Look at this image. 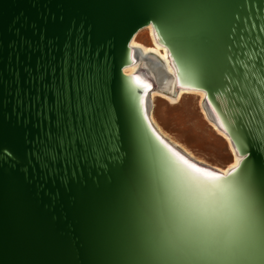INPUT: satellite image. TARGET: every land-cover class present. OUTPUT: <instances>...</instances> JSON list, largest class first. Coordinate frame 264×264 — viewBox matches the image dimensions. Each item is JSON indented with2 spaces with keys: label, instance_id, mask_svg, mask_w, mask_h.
Segmentation results:
<instances>
[{
  "label": "water",
  "instance_id": "water-1",
  "mask_svg": "<svg viewBox=\"0 0 264 264\" xmlns=\"http://www.w3.org/2000/svg\"><path fill=\"white\" fill-rule=\"evenodd\" d=\"M149 26L242 158L227 219L124 72ZM0 264H264V0H0Z\"/></svg>",
  "mask_w": 264,
  "mask_h": 264
},
{
  "label": "bare ground",
  "instance_id": "bare-ground-1",
  "mask_svg": "<svg viewBox=\"0 0 264 264\" xmlns=\"http://www.w3.org/2000/svg\"><path fill=\"white\" fill-rule=\"evenodd\" d=\"M146 31L150 44L139 41L142 31ZM141 30L131 41L132 65L126 67L124 72L131 78L133 85L139 91L140 100L144 115L151 128L165 145L170 153L172 165L181 190L185 194L195 214L202 216H219L212 218H228L232 215L233 202L227 184L220 181V177L211 173L209 169H214L219 173L226 174L237 166L241 157L236 150L225 131L220 127V121L217 115H214L210 106L206 102V93L201 90L181 87L178 78V71L169 57L168 49L159 43L158 38L152 26ZM145 84L148 85L145 87ZM152 90L148 99L145 98L149 87ZM193 94L200 98L201 110L204 120L221 136L228 144L233 155V160L225 168L214 167L207 162L200 160L186 147L173 140L159 126L153 112V103L157 97H163L172 104H180L186 95ZM183 157V160L181 159ZM194 164L203 171L210 172L211 177L201 175L188 167V164ZM198 212V213H196Z\"/></svg>",
  "mask_w": 264,
  "mask_h": 264
},
{
  "label": "rangeland",
  "instance_id": "rangeland-1",
  "mask_svg": "<svg viewBox=\"0 0 264 264\" xmlns=\"http://www.w3.org/2000/svg\"><path fill=\"white\" fill-rule=\"evenodd\" d=\"M138 40L150 44L145 30ZM153 112L162 130L200 160L220 168L232 162L233 155L227 142L204 120L199 96L186 95L180 104L157 97Z\"/></svg>",
  "mask_w": 264,
  "mask_h": 264
},
{
  "label": "snow or ice",
  "instance_id": "snow-or-ice-1",
  "mask_svg": "<svg viewBox=\"0 0 264 264\" xmlns=\"http://www.w3.org/2000/svg\"><path fill=\"white\" fill-rule=\"evenodd\" d=\"M147 86H148V85L145 84V87H147ZM181 159L183 160V157H181ZM184 163L188 164V167H189V168H191V169H193L194 171L200 173L201 175L209 176V177L212 176V174H211L210 172L203 171L201 168L196 167L194 164H190V163H188V161H186V160L184 161ZM237 166H238V165H237ZM237 166H234V167H233V171L236 170V167H237Z\"/></svg>",
  "mask_w": 264,
  "mask_h": 264
}]
</instances>
